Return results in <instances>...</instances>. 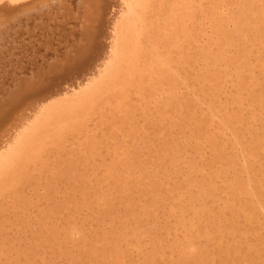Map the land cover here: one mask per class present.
<instances>
[{
  "label": "bare ground",
  "instance_id": "obj_1",
  "mask_svg": "<svg viewBox=\"0 0 264 264\" xmlns=\"http://www.w3.org/2000/svg\"><path fill=\"white\" fill-rule=\"evenodd\" d=\"M3 111L0 264H264V0H0Z\"/></svg>",
  "mask_w": 264,
  "mask_h": 264
},
{
  "label": "rangeland",
  "instance_id": "obj_2",
  "mask_svg": "<svg viewBox=\"0 0 264 264\" xmlns=\"http://www.w3.org/2000/svg\"><path fill=\"white\" fill-rule=\"evenodd\" d=\"M57 32H58V33H57L56 36H59V35H60L59 38H58V41L64 40L63 45L61 44V42H58V41L55 42V43H56V44H55V46H56L55 48L44 49V48H43V45H40V47H39V51H38V52H39V53H38V56H39V57L37 58V64H38V65H41L44 56H46V57L50 60V59L52 58V57L50 58V56H53L54 52L56 53V51H58L57 53H59V52H60V53H61V52L64 53V51H63L62 49H65V48H66V47H64V46H65V43L68 41V39H70V38H69L70 36H69L68 39H67V38L64 36L63 31H60L61 34H60L59 31H57ZM62 37H63V38H62ZM36 43H37V42L34 40V42H32L29 46H31L32 48H36V49H37V45H38V43H37V44H36ZM63 47H64V48H63ZM51 49H52V50H51ZM55 49H57V50H55ZM31 50H35V49H31ZM46 50H47V51H46ZM49 50H50V52H49ZM51 51H52V52H51ZM66 53H67V52H66ZM68 53H69V52H68ZM199 54H200V53H199ZM41 57H42V58H41ZM200 57H201V56H200ZM203 58L205 59L204 55H202L201 59H203ZM201 59H200V60H201ZM204 59H203V60H204ZM26 60H27V58H25L24 61H26ZM203 60H202V63L205 62V63H204V64H205V67L203 68V72L206 73V72H205V71H206V68H207L206 66H209V65L206 64L207 61H205V60L203 61ZM200 62H201V61H200ZM200 62H199L200 65H199L198 63H196V64H197V66H196V64H195V70H196L197 72L199 71V68H200V66H201V64H202V63H200ZM22 64H24V62H23ZM26 65H27V63H26ZM44 65H46L45 67L48 69V66H47L48 64H44ZM203 66H204V65H203ZM203 66H202V67H203ZM23 67L25 68L24 71L26 72V74H28V69H30V68H27L26 66H23ZM204 69H205V71H204ZM229 80H230V79H229ZM227 81H228V80H227ZM207 82H208V83H207ZM204 84H207V85H208V84H209V81H205ZM229 88H230V86L227 85V89H229ZM194 96H195V95H194ZM202 96H203V95H202ZM226 99H227V98H226ZM203 100H206V99H203ZM227 100L229 101L230 99H227ZM227 100H226V101H227ZM206 101H207V100H206ZM221 101L225 103L224 99H221ZM232 104H233V103H232ZM234 106H235V105H234ZM203 107L206 108V105H203ZM3 112H5V116H2V117L0 116V126H2L1 124H2L4 118H5V119H4V123H7V122L10 120V117H8V111H3ZM14 112H15V111H13V113H14ZM232 112H234V111H232ZM236 112H237V111H236ZM238 112H239V111H238ZM242 112H244V111H242ZM227 113H228V111H227ZM246 113H247V112H246ZM248 113H249V111H248ZM3 117H4V118H3ZM6 117H7V118H6ZM192 118H193V117H192ZM216 119H217V118H216ZM6 120H7V121H6ZM190 124H191V123H190ZM192 125H193V124H192ZM193 126H194V125H193ZM193 126H191V127H193ZM2 127H3V126H2ZM194 127H195V126H194ZM215 128H216V126L213 125V126H212V130L217 134V136H219V137H223V138H221L222 141H223V139L226 140V139H228L230 136H232V135H231L232 133L230 132V130H227V129H226V130H225V134L222 133V134H223V135H222L221 133L218 132L219 130L216 131ZM237 128H238V127H237ZM238 129H240V128H238ZM186 131H187V129L185 130V132H186ZM191 131L193 132V130H189V129H188V131H187L188 133H187V132H186V133H187V134H191V133H192ZM220 131H222V130H220ZM238 131H239V130H238ZM189 132H190V133H189ZM239 133H240V132H239ZM246 134H247V133H246ZM226 135H227V136H226ZM241 135H242V134H241ZM241 135H240V136H241ZM225 136H226V138H224ZM244 136H245V135L243 134L242 137H240V140H241L242 142L245 143V141L247 140V138L245 139L246 136H245V137H244ZM193 137H194V139L192 138V142H191V143L194 142L195 145H196L197 142H198V140L200 139L201 136H200V137L198 136L199 139H197L198 137L195 139V136H194V135H193ZM227 137H228V138H227ZM201 138H203V137H201ZM241 138H242V139H241ZM194 140H196V141H194ZM200 140H201V139H200ZM203 140H204V139H203ZM203 140H202V142H204ZM200 142H201V141H200ZM200 142H199V143H200ZM194 143H193V144H194ZM202 144H204V143H201L200 145H202ZM197 145H198V147L200 146L199 144H197ZM197 145H196V146H197ZM204 146H206V145L204 144ZM198 147H196V148H198ZM200 147H201V146H200ZM200 147L197 149V150H199V151H194V152L192 151V154H193V155H194V154L196 155L195 161H196V160H200L199 163H198V161H197V163L199 164V167H201V169H202L203 166H205V168H203V169H204V170H207V172H209V173H207V174L205 175V171H204V172H203L204 175H205V176L209 175V174H210V170H214V171H215V170H217V169H222V168H219V167H223L224 164H225L226 162H225L224 160H223L221 163H219V161H214L215 164H216V162L220 164V166L217 167V169H216V166H218L219 164L215 165L214 162L211 161V159L209 160V158L211 157V155L209 156L208 154L211 152V150H210V149H206L207 146H206V147H203V146H202V147H201L202 149H201ZM191 149H192V148H191ZM191 149H190V150H191ZM200 149H201V150H200ZM208 151H210V152H208ZM189 153L191 154V152H188V154H189ZM185 154H187V153H185ZM185 154H184V156H185ZM188 154H187V155H188ZM193 155H191V156L188 155V158H189V156H190V160H189V161H190V162L192 161V163H193V158H191V157H193ZM208 156H209V157H208ZM212 157H214V155H213ZM212 157H211V158H212ZM216 157H217V156H216ZM186 158H187V156L185 157V159H186ZM188 158H187V159H188ZM206 158H207L208 161H206ZM219 158L222 159L221 157H219ZM191 159H192V160H191ZM220 159H218V160H220ZM212 160H215V158H212ZM195 161H194L193 164L191 163L192 165H194V167H196L195 164L198 165L197 163H195ZM202 161H204V162L206 161L208 167H210V166L212 165L211 163H213L214 165L211 166L212 169H211V168H208L207 165H206L205 163H203ZM209 161H210L211 163H209ZM220 161H221V160H220ZM180 162H181V161H179V165H178V167H179V166H180V167L182 166L181 168H183V169H182L183 173H182V171H178V173L181 172V174H183V176H184V174L187 173V172L190 173V174H191V173H192V174H196L195 170H197V168L199 169L198 166L196 167V169H195L194 167L191 168L192 165L190 164V166H189L187 163H186L185 166H183L185 163L183 164V163H180ZM190 162H189V163H190ZM164 163H165V161H164ZM200 163H202L203 166H202V164H200ZM208 163H209V164H208ZM182 164H183V165H182ZM204 164H205V165H204ZM210 164H211V165H210ZM221 164H222V165H221ZM187 165H188V166H187ZM209 165H210V166H209ZM225 165H226V164H225ZM186 166L189 167V168H187ZM225 167L228 168L227 166H224V168H225ZM170 168L173 170L172 167H170ZM170 168H169V169H170ZM226 168H225V169H226ZM171 169H170V171L173 172L174 170L172 171ZM186 169H187V171L184 172V170H186ZM189 169H192V171H193V169H194V171L192 172V171L190 170L191 172H189ZM202 171H203V170H202ZM214 171H212V172H214ZM178 173H177V174H178ZM177 174H176V175H177ZM181 174H180L179 177H177V176H176V177L179 178V179H182V178H181ZM183 176H182V177H183ZM208 177H209V176H208ZM185 191H186V189H185V190L180 189V190H179V193H180L181 195H183V196H186V195H187V194H186L187 192H185ZM163 193H166V192L163 191L162 194H163ZM102 213H103V212H102ZM102 213H101V215H103ZM123 213H124V211H123ZM125 213H127V211H126ZM156 214H157V217L161 218L162 221L165 220V216L162 214L161 211H156ZM253 224H254V223H253ZM258 230H259V227H258ZM260 232H264V230L260 229ZM24 233L26 234V231H25ZM249 233H250V232H249ZM249 233L247 234V237L249 236V238H250L252 241H256L255 238H254L255 236L253 235L254 237H252L251 234L249 235ZM28 234H29V231H28ZM247 237H246V240H247ZM251 237H252V238H251ZM253 238H254V239H253ZM259 244H260V243H259ZM259 246H261V244H260ZM261 247H262V246H261ZM244 250H246V248L242 249V251H243V253H244V256H245V254H247V253L249 252V254H247V256H245V257H248V258L251 259L252 261H255V259H257L258 261H261V259L264 258V256L259 255L257 252L255 253L254 250H250V251H252L251 253H250V251H247V252L245 253ZM56 252H57V253H56ZM56 252H55V254L57 255V254H58V251H56ZM250 255H251V256H250ZM251 257H252V258H251ZM258 257H259V258H258ZM55 261L57 262V264H68L67 258L64 257V256H62V257L55 256Z\"/></svg>",
  "mask_w": 264,
  "mask_h": 264
}]
</instances>
